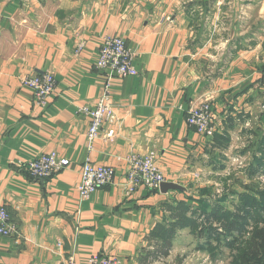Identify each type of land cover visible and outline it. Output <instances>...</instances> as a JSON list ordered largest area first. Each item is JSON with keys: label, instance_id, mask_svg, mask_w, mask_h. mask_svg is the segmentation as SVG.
<instances>
[{"label": "crops", "instance_id": "crops-1", "mask_svg": "<svg viewBox=\"0 0 264 264\" xmlns=\"http://www.w3.org/2000/svg\"><path fill=\"white\" fill-rule=\"evenodd\" d=\"M111 36L135 52L138 73L112 78L117 119L89 150L80 109L95 105L108 80L95 63ZM46 70L57 86L42 107L22 79ZM206 99L214 136L187 122L191 103ZM263 99L264 0H0V204L18 229L0 235V264H68L70 255L90 264L94 254L122 264H225L227 254L230 264L228 248L211 257L189 226L159 234L174 221L171 205L205 208L216 179L237 189V201L247 174L264 167ZM151 151L164 182L181 188L129 192L128 157ZM49 152L70 164L34 178L26 164ZM230 156L251 161L235 170ZM89 160L116 175L82 199Z\"/></svg>", "mask_w": 264, "mask_h": 264}, {"label": "built area", "instance_id": "built-area-1", "mask_svg": "<svg viewBox=\"0 0 264 264\" xmlns=\"http://www.w3.org/2000/svg\"><path fill=\"white\" fill-rule=\"evenodd\" d=\"M83 45L77 49L79 52ZM136 54L127 46L121 36H111L104 40L97 53L95 66L98 69H107L108 80L102 87L100 96L95 105L83 106L80 112L90 118V124L86 132L87 146L93 150L97 139L103 132L106 123L112 124L117 119L115 107L112 100L111 80L113 77L124 78L138 73L135 65ZM22 84L30 88L39 106H46L51 95L54 93L57 80L52 70L43 73L26 76ZM264 109V99L262 101ZM216 115L212 110L208 99L196 100L188 109L187 122L195 127L201 134L214 136ZM115 132L110 129L105 132L106 138L112 139ZM157 155L151 151L145 155L131 154L128 157L129 169L127 179L129 192L136 187L143 186L149 189L158 187L165 181V177L157 164ZM70 164L68 159L62 158L56 152L43 153L30 160L26 169L35 178H49L62 171ZM116 170L110 165H100L87 161L82 165L81 181L78 185L82 199H88L99 187L114 183ZM264 176V175H263ZM18 231L16 225L11 221L10 213L4 205L0 204V235H13ZM68 264H75L76 258L70 255ZM90 264H122L116 256L94 254L89 258Z\"/></svg>", "mask_w": 264, "mask_h": 264}, {"label": "trees", "instance_id": "trees-1", "mask_svg": "<svg viewBox=\"0 0 264 264\" xmlns=\"http://www.w3.org/2000/svg\"><path fill=\"white\" fill-rule=\"evenodd\" d=\"M252 186L244 185L245 191L238 195L237 201L226 203L224 196L199 211L186 202L171 205L174 221L159 236L171 239L177 229L189 226L204 240L198 248L206 250L211 257L228 248L230 264H264V189H251Z\"/></svg>", "mask_w": 264, "mask_h": 264}, {"label": "rangeland", "instance_id": "rangeland-1", "mask_svg": "<svg viewBox=\"0 0 264 264\" xmlns=\"http://www.w3.org/2000/svg\"><path fill=\"white\" fill-rule=\"evenodd\" d=\"M262 153L264 154V151ZM227 158H228L227 162H229L230 165L235 170H237L239 168H242V169L245 168L247 166V163L251 161L250 159H248V160H246L245 158L243 159V157L234 158L233 156H230V157H227ZM25 168H26V166H25ZM246 168H245V170H246ZM263 170L264 169H260L259 172H258V170H256L257 172L255 173V175L253 177L248 176V174H247L248 178H252L253 180L249 181L247 184L243 183L242 187L244 188V185H248L249 184L251 186L253 185L251 187V189L252 188H255V189L256 188H263L264 189V176H263L264 172H263ZM239 177H241V175H239ZM36 179H46V178H36ZM214 181L215 182L212 183V191H211L212 193L209 194V196H208V198L210 199L211 202H213V201H215V200H217L219 198L221 199L224 196L228 197L227 203H230V201H232V199L234 200L235 196L233 198L232 194H233L234 190L236 191L237 189L233 188V186L232 187L225 186V184L222 182L223 180H221V179H219V180L216 179ZM233 182H236V184H239L238 181H236V179H234ZM240 184H242V183H240ZM236 188H239V187L236 186ZM221 259H223L224 260L223 262L225 264H227V259H228L227 258V254L224 255ZM230 261H231V259H230ZM200 264H211L210 258H205L204 260H202V262Z\"/></svg>", "mask_w": 264, "mask_h": 264}, {"label": "water", "instance_id": "water-1", "mask_svg": "<svg viewBox=\"0 0 264 264\" xmlns=\"http://www.w3.org/2000/svg\"><path fill=\"white\" fill-rule=\"evenodd\" d=\"M161 191L166 192L169 189H179L181 188L179 185L171 183V182H163L160 184Z\"/></svg>", "mask_w": 264, "mask_h": 264}]
</instances>
